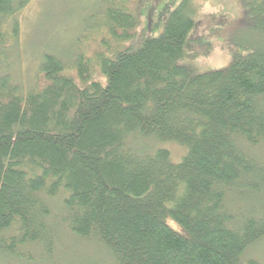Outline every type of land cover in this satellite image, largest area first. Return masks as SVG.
Listing matches in <instances>:
<instances>
[{
    "label": "trees",
    "instance_id": "1",
    "mask_svg": "<svg viewBox=\"0 0 264 264\" xmlns=\"http://www.w3.org/2000/svg\"><path fill=\"white\" fill-rule=\"evenodd\" d=\"M30 1L0 0V67ZM141 2L101 0L76 56L44 54L26 92L0 70V257L52 259L65 230L114 264H260L243 255L264 240V41L199 73L182 64L192 0L138 43Z\"/></svg>",
    "mask_w": 264,
    "mask_h": 264
},
{
    "label": "rangeland",
    "instance_id": "2",
    "mask_svg": "<svg viewBox=\"0 0 264 264\" xmlns=\"http://www.w3.org/2000/svg\"><path fill=\"white\" fill-rule=\"evenodd\" d=\"M253 1L192 0L198 19L188 35L182 64L194 67L199 73L222 70L230 65L235 55L245 54L248 44L253 41L261 44L264 35L254 31L255 24L260 21L251 11ZM182 2L142 0L137 42L159 36L170 14ZM102 6L101 0H31L4 26L6 34L12 36L13 23L18 22V37L6 51L8 60L2 57L1 73H7L22 92L28 91L35 85L44 54L71 59L76 56L78 40L91 29L93 17ZM159 146L170 151L175 163L185 154V150L174 143ZM170 224L181 231L174 222ZM62 232L52 259L38 247H31L25 249L28 258L18 260L1 256L0 264H114L103 248L75 240L65 230ZM243 256L245 261L253 259L264 264V240L249 248Z\"/></svg>",
    "mask_w": 264,
    "mask_h": 264
}]
</instances>
